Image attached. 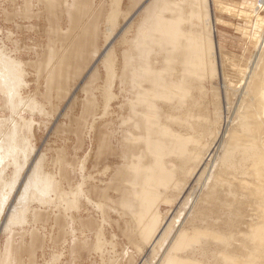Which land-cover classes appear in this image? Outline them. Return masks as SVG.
I'll return each instance as SVG.
<instances>
[{"label": "bare ground", "instance_id": "6f19581e", "mask_svg": "<svg viewBox=\"0 0 264 264\" xmlns=\"http://www.w3.org/2000/svg\"><path fill=\"white\" fill-rule=\"evenodd\" d=\"M86 1L23 0L22 10L29 12L35 2L41 16L48 19L59 10L68 21L60 53L52 50L42 67L46 86L60 98L76 70L97 53L95 35L104 29L99 57L106 64L108 86L117 92L108 95L106 108L113 96L120 104L127 90V117L121 107L104 110L83 130L88 139L91 133L99 135L100 151L109 135L117 138L120 168L113 178L130 218L126 237L132 251L126 249V258H137L140 264H264V20L243 63L233 65V59L227 67L215 45L224 106L219 108L213 93L210 117L200 98L206 84L213 90L216 54L205 29L214 22L212 13L202 14V0L199 5V0H126L124 7V0H105L90 22ZM252 12L255 27L264 0L256 1ZM116 25L122 26L114 37ZM135 25L136 35L128 40ZM114 39L118 46L112 45ZM123 46L127 51L116 72V49ZM227 69L232 71L229 77ZM96 74L95 67L87 79L95 81ZM21 75V65L0 52V92L9 105L16 102L12 97ZM111 118L117 126L109 127ZM2 125L0 205L13 188L19 157L31 151L30 142L22 147L18 143L16 124ZM56 186L48 179L33 183L34 191L44 190L37 195L46 198ZM29 193L24 189L21 198ZM169 202L176 208L161 216L159 204ZM16 208L10 218L19 213Z\"/></svg>", "mask_w": 264, "mask_h": 264}, {"label": "rangeland", "instance_id": "374dc122", "mask_svg": "<svg viewBox=\"0 0 264 264\" xmlns=\"http://www.w3.org/2000/svg\"><path fill=\"white\" fill-rule=\"evenodd\" d=\"M62 1L67 4L73 2L58 0V3ZM209 1L202 0L201 4L199 0L197 4L204 6L202 14L213 15V28L210 24L205 29L206 33L209 32L207 40L211 52L213 49L214 53L216 45L218 53L225 57L227 67L233 61V65H237L248 60L264 20V12L258 13L255 27L251 26L254 19L252 7L258 0ZM102 3L108 2L86 1L85 6L92 15L86 18L87 22L93 21V15H98L97 7ZM125 5L126 0L122 7ZM22 7L23 0H0V52L19 63L22 71L19 87L12 97V101H16L14 104L5 102L0 92V123L4 128L11 121L16 124L18 143L22 147L30 142L31 147L24 157H19L13 188L0 205V264H140L137 258L129 259L124 255L126 249L130 252L132 247L126 237L129 212L121 207L122 196L115 189L113 178L120 168L117 138L109 135L104 143L107 150L100 151L99 135L91 133L88 139L83 130L95 123L104 110L121 107L123 117H127L130 97L127 90L121 93L120 104L114 102L113 96L106 108L108 95L117 92L115 87L112 90V86H108L106 64L99 57L103 51L104 29L99 26L95 35L97 53L85 61L83 68L76 70L68 82V92L60 98L55 89L46 86L42 67L52 50L60 53V41L66 36L68 21L59 10L49 14L48 19L41 16V8L35 2L29 12H23ZM114 7L113 3L111 9ZM121 26L116 25L114 37ZM137 27L135 25L131 30L128 40L136 35ZM112 45L118 46L115 39ZM116 51L117 72L127 47H117ZM214 54L213 90L206 84V94L200 98L206 104L210 117H213V93L219 106L221 104L219 108L224 106L217 68L220 54ZM95 67L97 79L91 82L87 76ZM228 69L227 77L232 74ZM17 100L23 104L18 106ZM111 120L109 127H115V120ZM86 157V170L82 171ZM11 173L12 169L8 167L6 176L10 177ZM44 179L58 183L54 192L47 193L48 198L37 195L38 192L43 194L44 190L34 191L33 188L36 180L43 184ZM24 189H29L30 193L21 198ZM171 206L170 202L160 203V215ZM12 208L20 211L10 218ZM8 253L10 257L7 260L5 255Z\"/></svg>", "mask_w": 264, "mask_h": 264}]
</instances>
